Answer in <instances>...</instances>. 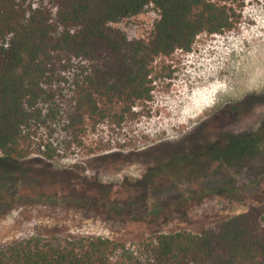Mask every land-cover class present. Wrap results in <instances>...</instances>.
<instances>
[{"label":"rangeland","instance_id":"rangeland-1","mask_svg":"<svg viewBox=\"0 0 264 264\" xmlns=\"http://www.w3.org/2000/svg\"><path fill=\"white\" fill-rule=\"evenodd\" d=\"M238 9L231 31L200 35L191 52L157 59L151 101L119 126L89 125L81 146L52 160L0 163V249L35 236L131 245L160 233L200 234L264 202V152L246 161L238 149L229 166L218 164L223 148L195 158L170 153L198 131L202 146L222 141L221 131L264 132V0ZM156 17L147 9L116 26L129 39L146 38Z\"/></svg>","mask_w":264,"mask_h":264},{"label":"trees","instance_id":"trees-1","mask_svg":"<svg viewBox=\"0 0 264 264\" xmlns=\"http://www.w3.org/2000/svg\"><path fill=\"white\" fill-rule=\"evenodd\" d=\"M240 7L242 0H0V163L52 160L81 146L89 125L119 126L151 101L157 59L191 52L200 35L231 31ZM147 9L157 17L146 38L129 39L116 26ZM199 133L170 153L195 158L223 148L218 164L229 166L238 149L246 161L264 152V132L221 131L222 141L207 146ZM0 264H264V202L200 234L160 233L131 245L35 236L1 248Z\"/></svg>","mask_w":264,"mask_h":264},{"label":"bare ground","instance_id":"bare-ground-1","mask_svg":"<svg viewBox=\"0 0 264 264\" xmlns=\"http://www.w3.org/2000/svg\"><path fill=\"white\" fill-rule=\"evenodd\" d=\"M256 40V39H255ZM258 47V46H257ZM252 51V50H251ZM256 54V53H255ZM254 56H256V55H254Z\"/></svg>","mask_w":264,"mask_h":264}]
</instances>
